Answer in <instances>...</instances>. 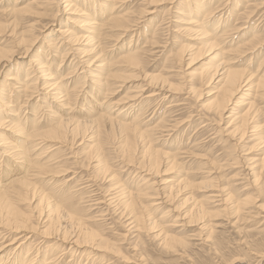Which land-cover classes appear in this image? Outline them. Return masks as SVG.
I'll return each instance as SVG.
<instances>
[{
	"label": "rangeland",
	"instance_id": "1",
	"mask_svg": "<svg viewBox=\"0 0 264 264\" xmlns=\"http://www.w3.org/2000/svg\"><path fill=\"white\" fill-rule=\"evenodd\" d=\"M45 1L46 0H40L38 1V3H30L32 2V0H0V11L5 9H10L14 5L19 8L27 4L31 8L29 13L23 14V16H21L20 19L17 20L16 22H13L12 18H10V16L6 14L0 15V22L2 23V27L0 28V58L5 55L3 57L4 61H1L2 59L0 60V68H1L0 91L3 88V86H5L4 91L7 92V94L4 92L6 95L3 93L0 96V101L4 104L7 101L8 96H10L11 98L10 101L13 103H10L9 106H11L12 108L14 107L15 104L14 102H17V100H18V104H20L21 106L24 104L23 102H26L24 106H22L20 112H17L16 114L18 115L20 114L21 123H24L26 121L28 122V125L29 123L32 124L31 121H33V116L35 114H31V112L37 102L40 105L42 104L43 106V109H40L39 111L36 112L37 113L36 117L42 115V117L39 119L41 121L39 125L45 124L46 122L44 121H47L49 117L63 116V118L74 117L82 120L85 119L87 120V118H85L83 114H85V110L89 109L88 107L90 106H86L83 104L82 102L83 98L79 97L77 98V101H75V98L72 97L73 100L71 98L72 101L71 104L69 105V108L64 110L66 112L58 111V109L55 108L54 106L55 104L54 105L50 104L48 108L50 109V111H48L47 108H44V103L40 101L42 99L40 97H42L43 95V90H38L36 91L37 93L33 92L34 94L31 98L32 100L29 101V99L24 96L25 93H23V91L19 89V86H21V84L18 83L15 84V86L17 85L15 90H12V92L15 91L14 94L16 93V96H14V94L8 95L9 89H11V87L10 86L8 87V85L5 84H8L9 82L13 84V81L8 82L5 78L10 74L12 75L11 77H14L16 70H18L19 79H21V82H23L25 80L24 77L26 78V73H27L26 68L28 67L30 68L28 70L29 75L33 74L35 76V72H32L34 71V68L32 66H31L32 68L30 67V63L28 61L30 56L32 57V58L30 57V61L36 59V53H38L37 51H39V53L41 54L45 52L44 55L48 54L49 55V56L47 55V57H49L48 59L53 57L54 59V63L52 65V73H53L54 70L58 68L61 62L60 56H62L63 54L62 50L64 48L62 49L58 45L56 46L57 49H55L57 51L55 52H53L54 50L48 51L45 44L48 41L47 36L51 34V30L54 31L62 26V29L66 30V28L67 29L69 28V31H71L72 33L73 32L77 34L81 33L80 30L83 29L81 26L82 25L81 21L82 19H85L82 16L91 15L89 17L95 18L93 17L92 12L98 10L100 4L101 5L103 4L104 6L102 7H104V14L107 15L108 18L110 17V15L125 16L124 20L126 22L123 20L122 24L128 25L127 31L124 33L117 32V30L114 29L115 27L110 25H108L109 28L108 27L104 28V30L102 31L104 33L103 38L101 39V44L104 46L103 58H105L106 61H109V63L113 64L112 67L109 69L111 72L110 71L109 72L115 75L118 74L117 76L122 75L119 78V81L118 78H116L115 80L117 82H115L114 84L112 83V85L110 86V87L113 86L112 89L115 91L109 88L110 90H112L110 92L113 93L111 94V96L110 94H108L110 96V97L108 96L109 100H111L112 102H116L118 100L122 101L124 97L128 96L133 92H136L137 84L138 87L140 85H146L147 80L151 77H155V75L158 78L161 77L159 81L167 79L164 87L165 89L167 87V89L169 90L168 94L166 93L167 97L164 98L163 95L162 96L160 95V97L158 96L157 98H155L154 101L150 102L149 104L150 106L146 104H143L141 106V115L136 120L138 121L136 129L138 130L142 128L141 131L154 129L155 138L153 132H150V134L152 135L151 136L150 134H148L149 136L146 135L147 137L145 139L153 140L151 141V143L153 148L155 149L161 150L170 155H172L175 152L176 154L175 153L174 154L176 155V162H175L176 164L172 165L171 167L170 164L168 163L165 164L164 162H162L164 164L160 163L159 165L160 168L158 167L155 170L154 166L146 163L145 160L143 161L141 159V153L142 151H144V149L142 148L144 147L143 144H139L140 142L137 139L133 138L132 133L120 129L117 126V123L116 124L109 122L103 123L104 125L102 124L98 134H96L97 132H95L96 129L94 126L87 127L86 128L87 133L85 135V139L83 135H77L75 139L73 135L69 134L66 140L63 141V143L62 141H56V140H54L55 142H53V140L51 141L45 140L43 142L39 140L40 143H38L37 141L36 142L29 141L28 145L31 146L27 151L26 158H29V161L33 159L32 162L36 160L37 162L35 161L34 163H37L38 166L40 165L42 166L43 164L44 166L46 165L47 166L46 167L43 166L44 168L41 169L40 173H37L31 179V183H33V185L35 186V190H37V192L35 190L34 192L32 191L28 192L27 197L28 199L31 196H32L31 198L34 197L35 198L33 200L24 202L27 204V205L25 204V206L24 203L23 204L21 203L20 204L21 206L18 204V207L20 209L25 211L27 210L31 211V214L33 213L29 226L30 228L29 230H31L30 236L32 238L28 240V242L31 241L32 246L33 245L34 246L33 247L31 246L32 248L30 247V253L27 255V260H28L27 264H42L44 259H47L46 262H50V264H99V263L102 264H264V257H263L264 256V90H263L264 88L263 89L261 88V90L258 89V91H256V88H254L255 86L253 85L249 86V84L247 87L242 88L239 94L233 97V99L231 100L230 104L227 107L228 109L221 115L222 117L221 118L220 116L218 117L216 113L212 112L211 110L212 108L209 109V105H210L209 101H212L215 98L214 91L216 90L214 87H216L217 80L216 81L212 80L210 83H208L204 81V78L199 76L201 75L202 72L204 73L207 70H212L214 66L217 65L216 63H219L221 61L225 63V61L228 60L229 58L232 62V64H230L229 66L234 67V69L236 68L239 71H244L246 69L245 74L250 73L255 77L256 75L257 77H260L264 74V23H263L264 17L261 19L259 18V16L262 14L261 12L264 11V8H262V10L258 12V14H251L253 16H250L248 19L246 18L247 20L245 18L243 19L244 16L240 17L241 13H243V10L246 7L251 6V8L248 7L247 10L248 9H249L248 11L252 10L253 8L252 5L257 4L256 2L259 3V0H252V1L240 0V4H238L236 8L237 13L233 14L232 17H228L227 21L223 25L220 26L219 24L217 31L220 32L217 35L222 34L223 32L221 31H227V32H225L226 34H224L225 36L223 38H219L220 40L216 39L217 45L216 43H214L215 47L213 46V48L209 47V45L204 47L205 43L209 44L210 41L203 42L202 44L201 41L203 40V37L202 36L199 37L200 35L196 33L197 30L199 29L197 28L196 30V28L194 29V25H192L193 26L192 27L191 25L186 24L187 19L190 17L194 18V21L196 22L198 21V23L202 22L201 21L202 18H200V20L198 18H195L194 10H193L194 6L196 5L195 3H197L199 0H187V1L164 0V2L160 0L159 3H156V5L154 4L155 6L152 7L154 8L152 11L153 14H150L148 16L141 15V9L147 7V5H145L147 3V0H123V1L108 0V2H106L105 0H67L68 2L66 1V3L65 0H50V2H48L49 4L48 3L46 5L41 4V2L44 3ZM109 1L116 2V3H112L113 4L112 10H110L111 3ZM235 1L236 0H215V1L211 0L210 7L208 8L207 11H211L214 9L220 11L221 9H223L220 11V13H224L223 17L225 18L227 17L226 9L233 8V6L235 5ZM65 4L66 5L69 4L68 5L69 7L65 9L66 11L61 9L63 5L65 6ZM218 5L219 7H217ZM70 6L73 8L71 9ZM69 8L71 9L70 11H68ZM188 8H191L190 14L187 12ZM76 11L77 13H75ZM49 12L51 13L49 14ZM186 13L187 16L184 15ZM79 15H81V17H79ZM215 15L219 16V14H215ZM5 18L8 20H6ZM138 18L140 20H138ZM243 20H245L246 22ZM70 21L71 22L78 21L80 22V24H78V22L77 24L76 22H73L75 23L73 24ZM158 21L160 22V24L161 22L164 23L160 25ZM130 22L133 24H131ZM207 24L208 25L206 26L205 29L207 30V32H209V34L212 33L213 29L215 31V28L218 25L217 23H209V22H207ZM209 24H211L210 27ZM156 25H160V29L158 28L157 32H155L156 36L155 35L153 36L154 32L152 33L151 31L155 30ZM240 25L242 26V28L243 27L244 28L243 30L237 31L235 27L238 28ZM188 27L192 28L191 30H193V32L188 30L187 29ZM178 28L180 29V31L177 30ZM109 29L111 31H109ZM255 29L257 30L255 31ZM183 30L186 32H184ZM194 32L198 35V37ZM117 33H121L122 35L119 38H117V36H115ZM15 36L17 39L15 38ZM153 37H155L154 40L156 44L151 45V41L149 40H153ZM178 42L180 44L182 43L189 44V46H192L193 50L200 49L199 55L197 56L195 55L194 52L197 51L194 52L192 51L190 53L191 54L193 53L192 55L196 56L193 57L188 52V54L184 57V59H182V63L184 65L182 63L180 65H177L173 60L171 61V58L179 50ZM54 43L56 44V42ZM199 43H201L202 45ZM29 45H32V47L30 48L29 53L25 56L24 50H26V48H28L27 46ZM105 46H108L109 48L108 47L105 48ZM74 48L75 50L76 48L79 50L82 48V44L73 45V49ZM126 48L137 49L140 52L143 51L142 52L143 62L141 66L138 68L139 71H137L138 69L135 70V68L131 69V67L125 65L124 63L117 62V58L120 57L118 56L120 55L119 53L121 51H124ZM241 48L242 50L240 52ZM149 51L152 52L153 55ZM49 52H51V54ZM239 52L241 53L240 55ZM146 55L147 57L145 58ZM148 55H150L151 57ZM79 57H77V59L81 61L84 60V58H81L82 56ZM71 59L72 57L68 58V60ZM145 61L146 63H144ZM66 64H68V62H65L64 60L57 74H60L62 76L61 78L64 79V81H68V82H71V80L74 81L78 73L75 75L73 74L71 76L69 74V76L67 75L66 77L65 75L67 74V72H69V70H67L68 66ZM124 65L127 66V68ZM174 65H176V67ZM53 67L55 68L54 70ZM128 67L130 68L131 71L129 70ZM169 69L172 70L169 71ZM246 71L248 72L246 73ZM163 72H165L166 76H164L165 74ZM134 74H138L137 80L134 78L131 79ZM33 75H30L29 77ZM130 79L132 80V82H130ZM121 80L122 82L125 81V83L123 84L122 82H120ZM85 82L87 86L90 85L89 78H87ZM253 82L254 84L256 83L255 81ZM74 86L75 84L72 83L71 88ZM144 89L146 90H144V92L141 93L142 96H140L141 97L140 100L142 102L144 101L142 100L143 97H145L148 91L153 90V87L145 86ZM246 89L249 91H245ZM28 93L30 94V92H27L26 94L28 95ZM256 95H260V96H256ZM87 100H89V98H87ZM93 100L98 101L101 99L100 97L94 96ZM235 101H237L238 103L237 102L235 103ZM249 104L251 105L249 106ZM169 105L170 108H167V106ZM122 106L123 104L117 106L116 109L120 110ZM251 106L252 109L250 108V113L249 116L247 117V123L245 124V126H241V123L239 121L240 115L241 113L243 114ZM256 107H258V110ZM152 108L155 110L154 114H152V110H153ZM116 109L111 110L112 111L110 112V114L112 115L111 117L113 119H116L117 121L122 122L123 120V122L126 123H129V121L133 120L132 117L134 118L135 115L137 114L136 112L139 111V110H134L131 113L128 111L129 113H127V115L125 112L123 114H120L121 116H116L118 112L116 111ZM253 109L256 111H254ZM169 110L171 112H169ZM0 111H1L0 114L5 113L6 109L3 106H1ZM21 111H23L22 114ZM53 113L55 114V116L51 115ZM93 115L95 116V114ZM251 115L253 116L251 117ZM224 116H226L227 118L225 117L224 119ZM90 118L92 117H88V120ZM232 118L234 119L232 120ZM7 119L10 120V118H5L6 121L4 122H6L5 124L6 126L3 124L0 128V137L1 138L3 137L2 139H5V137H7V139L9 140L8 141L5 139V143L3 142L0 143V148L2 150L3 149L7 150V148L5 147H7L6 144L8 142H11L10 145H12L13 147L17 145L19 146L24 145L23 142L24 136L21 134V132H17L16 129H15L16 132L13 131L14 129L13 130L10 129V131H8L9 127L7 128L8 125L7 123H9V121ZM145 126L147 127V129ZM242 128L244 129V131L242 130ZM227 129L229 130L228 135H227ZM26 131H28L27 127L22 130V133H25ZM123 134L125 136H123ZM79 139L80 140L84 139V140L81 141L82 143H80ZM98 139L102 141H99ZM154 139L158 140L156 141L157 143L154 141ZM96 140L99 143L95 142ZM133 140L135 142H133ZM92 141L95 144H93ZM120 143L122 144L120 145ZM28 145L26 146L25 144L24 146L29 147ZM33 145H35L36 147L34 146L33 148L32 147ZM139 146L141 148H139ZM155 146L158 148H156ZM103 147L105 148V150ZM122 147L123 149H121ZM48 149H50V151H48ZM53 150L55 152H53ZM99 150H101V152ZM11 151L9 152L11 153L10 155L12 156V154L17 152L18 149ZM11 156L9 155L6 157L2 156L1 158L0 155V162H1L0 186L3 183H5V179L9 175V172L14 173V168H16L14 163H12V166L6 165L8 161L11 162L10 160L12 159ZM52 156H54V158ZM55 157H57L58 159ZM149 157L148 159H151V157L150 158ZM102 158L103 160L100 161V159ZM95 161L98 162L96 163ZM99 161L101 162V164L99 163ZM177 163H179V165ZM60 167L63 168L61 169ZM168 168H170L171 171ZM104 170L108 173H106ZM148 171L151 174H149ZM58 174L60 175L58 176ZM113 174L116 175V177H114L115 179L113 178L114 176ZM154 174L156 176H154ZM109 178L111 179V183L109 182L110 181ZM189 179L192 181L193 185L192 183H190L191 181ZM14 180L12 179V181ZM67 180L69 181L67 182ZM179 181L182 184V187H180L181 185ZM187 181L190 182L184 183ZM117 182L118 183L120 182L122 184L119 183L120 184L119 186ZM177 182L179 183L180 188L179 187L176 188V186L178 185ZM197 182L200 184H198ZM174 184L175 187L173 186ZM55 185H59L58 187L64 189L68 188L67 189L68 191L64 193L65 195L68 194V196L67 198H65L66 199L65 202L62 204L60 208V210L62 209L61 210L62 212L60 211V214H62L63 217L60 215L61 218L59 221L52 220V218L46 220L45 218H43V216L46 215L47 213V209L45 208V205L42 204L43 208L37 207L38 205L37 203H39V200L37 201V199H40L39 197L40 195H42V192L44 194L48 193L49 197L52 194V196L50 197V201L55 199L53 197L54 194L53 188L55 187ZM37 187L41 192L38 191ZM167 187L169 188L168 190ZM173 187L174 189H172ZM118 188L120 191L118 190ZM142 188L143 191H140L142 190ZM177 189H179L180 191ZM123 190L124 191L126 190L125 192H134L135 195L133 194L134 196H131L129 198L126 196V194H124ZM155 190L158 192H156ZM70 191H72V193ZM117 191L121 194L117 193ZM176 191L178 194L176 193ZM156 193H157V198L155 196ZM167 193L169 194L167 195ZM121 195L123 198L121 197ZM163 196L167 198H164ZM162 197L166 201H164ZM133 198H135L136 200ZM73 200L74 201L76 200L77 202H74ZM116 201L118 202L119 205L117 204ZM127 201L130 203H128ZM139 201L141 202L143 207H141ZM196 201H198V203ZM157 202L159 205L157 204ZM123 205H127V206H123ZM137 206L139 209L136 208ZM194 206L197 207V210ZM64 209L65 212H63ZM198 209H202L203 212L199 214ZM191 210L195 214H193ZM66 212L67 213L69 212L68 214L73 213L71 214L73 216L72 219L73 223H71V220L70 221L68 220L69 218L67 217V214H63ZM121 213H123L122 216ZM127 214H129L130 216ZM140 214L143 216L141 217ZM84 222L86 223V225ZM59 223L60 226H58ZM139 223L142 225L140 226ZM36 227L39 229H36ZM43 229L48 230L47 232L50 234L48 235L44 234L45 231ZM70 230L73 233H71ZM93 230L94 233H96V235L98 234L97 238H95V240L93 241L94 245L100 244L99 246H102L101 244H103V246L106 247L97 248V250L94 249L93 251V247H91L93 245L90 244L83 243L82 247L81 244L79 243L76 245L71 244L74 240V239L72 240V238L81 237V235L84 236L83 233L85 231L93 232ZM33 231L36 233H34ZM38 231L40 232L38 233ZM65 234H67V236H65ZM71 234L72 236H70ZM47 237H49V239ZM63 237L64 238L66 237L67 239L65 240L63 239ZM57 238L58 240H55ZM8 239H6V241ZM6 241L4 240V244L8 243V242L5 243ZM40 242L42 245L39 244ZM61 242H63V244ZM27 247H29V245H27ZM27 247L23 251L25 253L24 256H26L27 254L26 253ZM117 249L118 252H116ZM108 250L113 254L109 253ZM7 251L8 250L6 249L5 251L0 253V260L3 259L4 261L7 255ZM32 257L33 260L29 263ZM102 259L104 261H102ZM6 264H21V263L18 260L14 262L13 258L10 257Z\"/></svg>",
	"mask_w": 264,
	"mask_h": 264
},
{
	"label": "bare ground",
	"instance_id": "2",
	"mask_svg": "<svg viewBox=\"0 0 264 264\" xmlns=\"http://www.w3.org/2000/svg\"><path fill=\"white\" fill-rule=\"evenodd\" d=\"M38 1H40V0H32V2H30V3H38ZM66 1L67 0H65V3H66ZM106 2H108V0H105ZM114 1V0H113ZM123 1V0H122ZM159 1L160 0H147V3L145 4V5H147V7H145V8H143V9H141V15H145V16H148V15H150V14H153V9L154 8H152L153 6H155L156 5V3H159ZM163 2H164V0H162ZM187 1V0H186ZM215 1V0H214ZM252 1V0H251ZM48 2H50V0H46L44 3H42L41 2V4H44V5H46ZM52 2V1H51ZM68 2V1H67ZM70 2V1H69ZM111 4H110V10H112V6H113V4L112 3H116V2H112V1H109ZM58 3H60V2H58ZM166 3V2H165ZM168 3V2H167ZM186 3V2H185ZM210 3H211V0H207V1H205V0H199L197 3H195L196 5L194 6V8H193V10H194V15H195V18H198L199 20H200V18H202V22H199L198 23V21L196 22V21H194V18H188L187 19V23L186 24H189V25H194V29L196 28V30H197V28L199 29V30H197V34H199L200 36L199 37H203V40L202 39H200V40H202L201 41V43L203 44V42H209V44H207V43H205V45H204V47L205 46H207V45H209V47H212L213 48V46H214V43H216L217 41H216V39H219V38H223L225 35L224 34H226L225 32H227V31H221V32H223L222 34H220V35H217L220 31H217L218 29V27H219V24H220V26L221 25H223L226 21H227V18L228 17H232L233 16V14H235V13H237L236 12V8H237V5L238 4H240V0H236L235 1V5L233 6V8H229V9H226V12H227V17H223L224 16V13H220V11L221 10H223V9H221L220 11H218L217 9H214V10H211V11H207L208 10V8L210 7ZM257 4H254V5H252L253 6V8H252V10H250V11H248L247 10V8L248 7H250L251 8V6H248V7H246L244 10H243V13H241V16L240 17H242V16H244L243 17V19L245 18H249L250 16H253V15H251V14H258V12L259 11H261L262 10V8H264V0H259V3L258 2H256ZM49 4V3H48ZM142 4V3H141ZM155 4V5H154ZM162 4V3H161ZM164 4V3H163ZM218 4V3H217ZM227 4V3H226ZM38 5V4H37ZM69 5V4H68ZM68 5H66L65 4V6L63 5H61L62 6V10H65L67 7H69ZM75 5V4H74ZM159 5V4H158ZM221 5V4H220ZM250 5V4H249ZM48 6H50V5H48ZM58 6H59V4H58ZM102 6H104L103 4L101 5L100 4V7L98 8V10H96V11H93L92 13H93V17H95V18H92V17H89V16H91V15H85L84 13V15L85 16H82V17H84L85 19H82V21H81V26H82V28L83 29H81L80 30V32L81 33H72L71 31H69V28L67 29L66 28V30H64V29H62V26L60 27V28H58V29H56V30H51V34H49V36H47L48 37V41H47V43L45 44L46 45V47H47V49H48V51L49 50H51V51H53V52H55V51H57V50H55V49H57V47L56 46H58L59 45V47H61L63 50V54H62V56H60V58H61V62H60V64H59V66H58V68L57 69H55L54 67H53V70H54V72L52 73V65H53V63H54V59H53V57L52 58H50V59H48L49 57H47V55H44V53L45 52H43L42 54L44 55H42L41 53H39V51H37L38 53H36V59L35 60H31L30 61V57H29V63H30V67L32 66L33 68H34V71H32V72H35V76L33 75V74H30V75H33V76H31V77H29L30 75H29V73H28V70L30 69L29 67L28 68H26L27 69V73H26V78L24 77V81L23 82H21V79H19V74H18V70H16V73H15V76L14 77H11L12 75L10 74V75H8L5 79L9 82V81H13V84H11L10 82V84L8 83V84H5V85H8V87L10 86L11 87V89H9V94L8 95H13L14 94V92L15 91H13L12 92V90H15V88H16V86H15V84H18V83H20L21 84V86H19V89L21 90V91H23V93H25V97H27L28 99H29V101L30 100H32L31 98H32V96H33V92H36V91H38V90H43V95H42V97H40V98H42L40 101L41 102H43L44 103V108H47V110L48 111H50V109H48L49 108V105L51 104V105H54L55 106V108H57L58 109V111H61V112H66V111H64V110H66V109H68L69 108V105L71 104V101L73 100V98L72 97H74L75 98V101H77V98H79V97H81V98H83V100H82V102H83V104L84 105H86V106H90V107H88L89 109H87V110H85V114H83L84 115V117L85 118H87V120L85 119V120H82V119H79V118H74V117H67V118H63V116H59V117H49L48 118V120L47 121H44V122H46L45 124H43V125H39L40 124V118L42 117V115H40L39 117H36L37 116V111H39L40 109H43V106H42V104L40 105L38 102L36 103V105H35V107L33 108V110H32V112H31V114H35L34 116H33V121H31L32 122V124L31 123H29V125H28V122H24V123H21V118H20V114L18 115V114H16L17 112H20V110H21V108H22V106H24V104L26 103V102H23L24 104L21 106L20 104H18V100H17V102H14L15 104H14V107L12 108L11 106H9L10 105V103H13V102H11L10 101V96H8V98H7V101L3 104L1 101H0V105L1 106H3L5 109H6V112L5 113H1L0 115H2V116H0V128H1V126L4 124H6V122H4V121H6L5 120V118H10V120H8L9 121V123H7L8 125H7V128L9 127V130L8 131H10V129H14L13 131L14 132H21V134L24 136V138H23V142H24V145L26 144V146L28 145V142L29 141H32V142H38V143H40L39 142V140L41 141V142H43V141H48V140H53V142H55L54 140H56V141H62V143H63V141H65L66 140V138L68 137V135L69 134H71V135H73V137H75V139H76V136L77 135H83V137H84V139H85V135H86V133H87V127H91V126H94L95 127V132H97L96 134H98L99 133V131H100V127L102 126V124L103 123H105V122H109V123H113V124H116L117 123V126L120 128V129H123V130H125V131H127V132H129V133H132V135H133V138H135V139H137L140 143L139 144H143V146L144 147H142L143 149H144V151H142V153H141V159L144 161L145 160V162L146 163H148V164H150V165H152V166H154L155 167V170H156V168H158L159 167V165H160V163H162V162H164L165 164L166 163H168V164H170V166L172 167V165H174V164H176L175 162H176V153L174 154H172V155H170V154H168V153H166V152H163V151H161V150H158V149H155V148H153V146H152V143H151V141H153V140H149V139H145L147 136H149L148 134H150V132H153V135H154V129H150V130H143V131H141V129H136V127H137V122L138 121H136L137 120V118L141 115V106L143 105V104H146V105H149L150 104V102L151 101H154L155 100V98H157L158 96L160 97V95L162 96H164V98H166L167 97V94H168V92H169V90L167 89V87H166V89L164 88L165 87V84H166V80H161V81H159V79L161 78H158V77H156V75H155V77H151V78H149L148 80H147V83H146V85H140L139 87H138V84H137V90H136V92H133V93H131V94H129L128 96H126V97H124V99L122 100V98H121V100L122 101H116V102H112L111 100H109V97L111 96V94H113V93H111L110 91H112L113 89H112V87H110L111 85H112V83L114 84L115 82H117L115 79L116 78H118V81H119V78L122 76V75H120V76H117V75H115V74H111L110 72V68L112 67V63H109V61H106V59L105 58H103V48H104V46L101 44V39L103 38V35H104V33L102 32L103 30H104V28H109V26L108 25H110V26H113V27H115L114 29L115 30H117V32H121V33H124V32H126L127 31V28H128V25H123L122 24V22H123V20L125 19V16H111L110 15V17L108 18V16L107 15H105L104 14V7H102ZM144 6V5H143ZM142 6V7H143ZM242 6V5H241ZM44 7V6H43ZM97 7V6H96ZM115 7V6H114ZM217 7H219V5L217 6ZM229 7V6H228ZM38 8V7H37ZM49 8H51V7H49ZM70 8L72 9L73 7H71L70 6ZM69 8V10L68 11H70L71 9ZM78 8V7H77ZM30 7H29V5H24V6H22V7H17V6H12L10 9H5V10H1L0 11V15H8V16H10V18H12V20H13V22H16L17 20H19L20 19V17L21 16H23V14H26V13H29L30 12ZM43 9V8H42ZM57 9V8H56ZM59 9V8H58ZM76 9V8H75ZM100 9H102V10H100ZM114 9V8H113ZM243 9V8H242ZM50 10V9H49ZM61 10V11H62ZM88 10V9H87ZM187 10V9H186ZM217 10V11H216ZM32 11V10H31ZM53 11V10H52ZM59 11V10H58ZM66 11V10H65ZM77 11H79V10H77ZM77 11L75 12V13H77ZM207 11V12H206ZM55 12H56V10H55ZM64 12V11H63ZM187 12L190 14L191 13V8H188V10H187ZM255 12V13H254ZM48 13V12H47ZM51 12H49V14H50ZM62 13V12H61ZM66 13V12H65ZM69 13V12H68ZM73 13H74V11H73ZM262 13V14H261ZM260 14V16H259V18L261 19V18H263L264 17V11L263 12H261ZM30 14H32V13H30ZM81 14V13H80ZM133 14V13H132ZM178 14H180V13H178ZM215 14H219V16H216ZM42 15V14H41ZM126 15V14H125ZM139 15V14H138ZM184 15H186L187 16V13L186 14H184ZM222 15V16H221ZM240 15V14H239ZM39 16V15H38ZM62 16V15H61ZM76 16H78V15H76ZM127 16V15H126ZM183 16V15H182ZM216 16V17H215ZM66 17V16H65ZM79 17H81V15H79ZM133 17V16H132ZM9 18V17H8ZM9 18V19H10ZM54 18V17H53ZM128 18H129V16H128ZM6 19V18H5ZM75 19V18H74ZM107 19V20H106ZM142 19V18H141ZM180 19V18H179ZM241 19V18H240ZM246 19V20H247ZM255 19V18H254ZM253 19V20H254ZM6 20H8V19H6ZM26 20V19H25ZM68 20V19H67ZM78 20V19H77ZM138 20H140L139 18H138ZM159 20V19H158ZM164 20V19H163ZM181 20V19H180ZM183 20V19H182ZM31 21V20H30ZM125 21V20H124ZM166 21V20H165ZM211 21V22H210ZM243 21H245V20H243ZM242 21V22H243ZM261 21V20H260ZM6 22V21H5ZM26 22V21H25ZM29 22V21H28ZM27 22V23H28ZM32 22V21H31ZM69 22V21H68ZM71 22V21H70ZM73 22H76V21H73ZM73 22H71V23H73ZM78 22V21H77ZM77 22H76V24H77ZM126 22V21H125ZM136 22V21H135ZM140 22V21H139ZM159 22V21H158ZM207 22H209V23H217L218 25H217V27L215 28V31H214V29H213V31H212V33L211 34H209V32H207V30L205 29L206 28V26L208 25L207 24ZM241 22V23H242ZM246 22V21H245ZM262 22V21H261ZM11 23V22H10ZM62 23H63V21H62ZM131 23V22H130ZM162 23H164V22H161V24ZM185 23V22H184ZM198 23V24H197ZM237 23V22H236ZM244 23V22H243ZM264 23V22H263ZM5 24V23H4ZM9 24V23H8ZM73 24H75V23H73ZM78 24H80V22H78ZM128 24V23H127ZM131 24H133V23H131ZM130 24V25H131ZM136 24V23H135ZM139 24V23H138ZM159 24H160V22H159ZM160 24V25H161ZM239 24V23H238ZM22 25V24H21ZM27 25V24H26ZM46 25V24H45ZM51 25V24H50ZM63 25V24H62ZM160 25H156V27H155V30L154 31H151L152 33H153V36L155 35V32H157V29L159 28L160 29ZM165 25V24H164ZM210 25L211 24H209V27H210ZM260 25V24H259ZM30 26V25H29ZM48 26H49V24H48ZM47 26V27H48ZM65 26V25H64ZM135 26H138V25H135ZM183 26V25H182ZM186 26V25H185ZM2 27V23L0 22V28ZM14 27V26H13ZM31 27V26H30ZM181 27V26H180ZM193 27V26H192ZM258 27V26H257ZM17 28V27H16ZM64 28V27H63ZM75 28V27H74ZM135 28V27H134ZM139 28V27H138ZM162 28V27H161ZM164 28V27H163ZM176 28V27H175ZM186 28V27H185ZM236 29H237V31H240V30H243V28H242V26L240 25L238 28L237 27H235ZM234 28V29H235ZM132 29V28H131ZM131 29H130V31H131ZM182 29H184V28H182ZM188 30H190V31H192L193 32V30H191L192 28H187ZM233 29V30H234ZM3 30V29H2ZM15 30V29H14ZM29 30V29H28ZM114 30V31H115ZM177 30H179L180 31V29L178 28ZM257 29H255V31H256ZM8 31V30H7ZM109 31H111L110 29H109ZM113 31V30H112ZM133 31V30H132ZM144 31V30H143ZM162 31V30H161ZM182 31V30H181ZM184 31V30H183ZM253 31V30H252ZM254 31V32H255ZM159 32V31H158ZM176 32V31H175ZM184 32H186V31H184ZM187 32H189V31H187ZM235 32V31H234ZM121 33H117L115 36H117V38H119L122 34ZM195 33V32H194ZM195 33V34H196ZM44 34V33H43ZM143 34V33H142ZM141 34V35H142ZM196 34V35H197ZM40 35V34H39ZM149 35H150V33H149ZM193 35V34H192ZM22 36V35H21ZM20 36V37H21ZM35 36V35H34ZM44 36V35H43ZM156 36V35H155ZM11 37V36H10ZM17 37H19V36H17ZM38 37V36H37ZM111 37V36H110ZM113 37V36H112ZM197 37H198V35H197ZM255 37V36H254ZM15 38H16V36H15ZM107 38H109V37H107ZM228 38V37H227ZM17 39V38H16ZM15 39V40H16ZM28 39V38H27ZM105 39V38H104ZM147 39H148V37H147ZM146 39V40H147ZM155 37H153V40H149V41H151V45L153 44H156V42H155ZM175 39V38H174ZM215 39V40H214ZM14 40V41H15ZM40 40V39H39ZM45 40H47V39H45ZM220 40V39H219ZM222 40V39H221ZM20 41V40H19ZM28 41V40H27ZM30 41V40H29ZM34 41V40H33ZM181 41V40H180ZM45 42V41H44ZM54 42H56V44L54 43ZM220 42V41H219ZM252 42V41H251ZM10 43V42H9ZM17 43V42H16ZM38 43V42H37ZM108 43V42H107ZM113 43V42H112ZM179 43V42H178ZM197 43V42H196ZM201 43H199V44H201ZM25 44V43H24ZM33 44V43H32ZM55 44V45H54ZM76 44H82V48L81 49H77L76 48V50H75V48L73 49V45H76ZM198 44V45H199ZM201 44V45H202ZM68 47H67V46ZM111 45V44H110ZM109 45V46H110ZM113 45V44H112ZM118 45V44H117ZM192 45V44H191ZM200 45V46H201ZM216 45H217V43H216ZM15 46V45H14ZM80 46V45H79ZM158 46V45H157ZM194 46V45H193ZM242 46V45H241ZM16 47V46H15ZM28 48H26V50H24V52H25V56L29 53V50H30V48L32 47V45H29V46H27ZM38 47V46H37ZM106 47H108V46H105V48ZM111 47V46H110ZM121 47V46H120ZM130 47V46H129ZM148 47H150V46H148ZM151 47H153V46H151ZM196 47V46H195ZM215 47V46H214ZM109 48V47H108ZM123 48V47H122ZM145 48V47H144ZM147 48V47H146ZM153 48H155V47H153ZM158 48V47H157ZM197 48H198V46H197ZM202 48V47H201ZM238 48V47H237ZM236 48V49H237ZM111 49V48H110ZM148 49H150V48H148ZM152 49V48H151ZM195 49V48H194ZM205 49V48H204ZM209 49V48H208ZM2 50V49H1ZM42 50V49H41ZM106 50V49H105ZM108 50V49H107ZM112 50V49H111ZM120 50H122V49H120ZM241 50H242V48L240 49V52H241ZM252 50V49H251ZM4 51V50H3ZM23 51V50H22ZM115 51V50H114ZM194 52V51H197V52H194L195 53V55L197 56V55H199V53H200V49H196V50H193V48H192V46H189V44H180L179 43V50H178V52L174 55V56H172V58H171V61L173 60L177 65H180L181 63H182V59H184V57L188 54V52H189V54L190 55H192L190 52ZM2 52V51H1ZM10 52V51H9ZM71 52V53H70ZM73 52H75V53H73ZM119 52V51H118ZM143 51H138L137 49H125L124 51H121L119 54L120 55H118V56H120V57H118L117 58V62L118 63H124L125 65H127V66H129V67H131V69L132 68H135V70H137L140 66H141V64H142V62H143V60H142V58H143V56H142V53ZM150 52V51H149ZM153 52H154V50H153ZM239 52V55L241 54ZM244 52V51H243ZM12 53V52H11ZM50 54H51V52H49ZM70 53V54H69ZM151 54H152V52H150ZM149 53V54H150ZM221 53V52H220ZM55 54V53H54ZM53 54V55H54ZM172 54H173V52H172ZM2 55V54H1ZM7 55V54H6ZM17 55V54H16ZM34 55V54H33ZM53 55H51V56H53ZM153 55V54H152ZM157 55V54H156ZM189 55V56H190ZM194 55V56H195ZM221 55V54H220ZM5 56V55H4ZM4 56H2L1 58H0V60L1 61H4L3 60V57ZM19 56V55H18ZM49 56V55H48ZM79 56H82L81 58H84V60H79L80 59V57ZM148 56H150V55H148ZM160 56V55H159ZM188 56V57H189ZM193 56V55H192ZM191 56V57H192ZM193 56V57H194ZM195 56V57H196ZM11 57V56H10ZM21 57V56H20ZM47 57V58H46ZM55 57V56H54ZM70 57H72V59L71 60H68V58H70ZM77 57H79V59H77ZM87 57V58H86ZM111 57H113V56H111ZM147 57V55L145 56V58ZM151 57V56H150ZM187 57V58H188ZM16 58H17V56H16ZM26 58V57H25ZM32 58V57H31ZM58 58V57H57ZM86 58V59H85ZM6 59V58H5ZM8 59V58H7ZM67 59V60H66ZM191 59V58H190ZM28 60V59H27ZM51 60V61H50ZM65 60V62H68V64H66L67 66H68V68H67V70H69V72H67V74L65 75L66 77H67V75L69 76V74H70V76L71 75H75V74H77L78 73V75H77V77L75 78V80L74 81H72L71 80V82L72 83H74L75 84V86L74 87H72L71 88V82H68V81H64V79H62L61 77V75L60 74H57V72H59V70H60V67H61V65H62V62ZM151 60V59H150ZM189 60V59H188ZM195 60V59H194ZM222 60V59H221ZM184 61H186V60H184ZM193 61V60H192ZM225 61V60H224ZM7 62V61H6ZM10 62V61H9ZM190 62V61H189ZM219 62V61H218ZM12 63V62H11ZM10 63V64H11ZM144 63H146V61L144 62ZM143 63V64H144ZM192 63V62H191ZM190 63V64H191ZM183 64V63H182ZM189 64V65H190ZM217 65H213L214 66V68L212 69V70H207L206 72H202L201 73V75H199V74H197V75H199L200 77H202V78H204V81H206V82H208V83H210L212 80L213 81H216L217 80V82H216V87H214L215 88V90L216 91H214L215 92V98L212 100V101H209L210 102V105H209V109H211L212 110V112L213 113H216V115H218V117L220 116L221 117V115L228 109L227 107H228V105L230 104V102H231V100L233 99V97H235V95H237V94H239V92H240V90L242 89V88H244V87H247L248 86V84H249V86H255L254 88H256V91H258V89H260L261 90V88L263 89L264 88V74L262 75V76H260V77H257V75H256V77L254 76V75H251L250 73L249 74H245V70L244 71H239V70H237L236 68L234 69V67H232V66H229L230 64H232V62H231V60H230V58L228 59V60H226L225 61V63L223 62V61H221V62H219V63H216ZM261 64V63H260ZM259 64V65H260ZM124 65V66H125ZM184 65V64H183ZM17 66H19V65H17ZM21 66V65H20ZM65 66V65H64ZM127 66H125L126 68H127ZM175 67H176V65H174ZM188 66V65H187ZM262 66V65H261ZM2 67V66H1ZM31 67V68H32ZM79 67V68H78ZM128 67V68H129ZM189 67V66H188ZM86 68V69H85ZM210 68V67H209ZM1 69V68H0ZM85 69V70H84ZM12 70V69H11ZM20 70V69H19ZM80 71V73H79V71ZM129 70H130V68H129ZM134 70V69H133ZM170 70H172V69H169V71ZM260 70V69H259ZM110 71V72H109ZM131 71V70H130ZM137 71H139V69L137 70ZM136 71V72H137ZM203 71V70H202ZM205 71V70H204ZM258 71V70H257ZM30 72V71H29ZM134 72V71H133ZM165 72H166V70H165ZM165 72H163L164 74H165ZM248 71H246V73H247ZM31 73V72H30ZM122 73H123V71H122ZM146 73V72H145ZM162 73V74H163ZM54 74V75H53ZM121 74V73H120ZM139 74V73H138ZM138 74H134L133 76H132V78L131 79H136L137 80V78H138ZM196 75V74H195ZM65 76H63V77H65ZM125 76V75H124ZM151 76V75H150ZM154 76V75H153ZM163 76V75H162ZM164 76H166V74L164 75ZM254 76V77H253ZM145 77V76H144ZM71 78V77H70ZM87 78H89L90 79V85L89 86H87L86 85V79ZM124 78V77H123ZM122 79V78H121ZM125 79H127V78H125ZM130 79V82H132V80ZM141 79V78H140ZM115 80V81H114ZM14 81H15V83H14ZM111 81H114V82H111ZM253 81H255L256 83L254 84V82ZM120 82H122V80L120 81ZM129 82V81H128ZM169 82V81H168ZM123 84L125 83V81L124 82H122ZM171 83V82H170ZM214 83V82H213ZM127 84V83H126ZM129 84V83H128ZM173 84V83H172ZM87 87H86V86ZM120 85V84H119ZM131 85V84H130ZM206 85H209V84H206ZM15 86V87H14ZM118 86V85H117ZM117 86H116V88H117ZM134 86V85H133ZM145 86H147V87H149V86H152L153 87V90H151V91H148V93L145 95V97H143V99L142 100H144L143 102L140 100V96H142V92H144V90H146V89H144L145 88ZM168 86V85H167ZM173 86V85H172ZM177 86H179V85H177ZM181 86V85H180ZM115 87V86H114ZM125 87V86H124ZM129 87V86H128ZM175 87H176V85H175ZM18 88V87H17ZM85 88H86V90H85ZM112 89V90H110V89ZM123 88V87H122ZM151 88V87H150ZM172 88V87H171ZM251 88V87H250ZM249 88V89H250ZM4 89H5V86H3V88L1 89V91H0V96L5 92L4 91ZM175 89V88H174ZM173 89V90H174ZM252 89V88H251ZM134 90V89H133ZM132 90V91H133ZM172 90V91H173ZM195 90V89H194ZM264 90V89H263ZM262 90V91H263ZM113 91H115V90H113ZM176 91V90H175ZM245 91H249V90H245ZM27 92H30V94L28 93V95L26 94ZM177 92V91H176ZM6 94H7V92H5ZM4 93V94H5ZM37 93V92H36ZM167 93V94H166ZM250 93V92H249ZM252 93V92H251ZM5 94V95H6ZM18 94H19V92H18ZM17 94V95H18ZM44 94H45V96H44ZM108 94H110V96L108 95ZM214 94V93H213ZM245 94V93H244ZM243 94V95H244ZM248 94V93H247ZM255 94V93H254ZM21 95H23V94H21ZM20 95V96H21ZM127 95V94H126ZM14 96H16V93L14 94ZM94 96H97V97H100V99L102 100H98V101H95V100H93V97ZM109 96V97H108ZM240 96V95H239ZM247 96V95H246ZM248 96H250V95H248ZM256 96H260V95H256ZM23 97V96H22ZM213 97V96H212ZM253 97V96H252ZM6 98V97H5ZM15 98V97H14ZM26 98V99H27ZM71 98H72V100H71ZM87 98H89V100H87ZM239 98V97H238ZM243 98V97H242ZM241 98V99H242ZM263 98V97H262ZM19 100H20V98H19ZM140 100V101H139ZM157 100V99H156ZM172 100V99H171ZM236 100H237V98H236ZM254 100V99H253ZM4 101V100H3ZM15 101H16V99H15ZM138 101V102H137ZM174 101V100H173ZM234 102V101H233ZM237 101H235V103H236ZM243 102V101H242ZM252 102V101H251ZM73 103H76V102H73ZM156 103V102H155ZM238 103V102H237ZM253 103H254V101H253ZM252 103V104H253ZM121 104H123V106H122V108L120 109V110H118V109H116V107L117 106H120ZM240 104V103H239ZM152 105V104H151ZM157 105H158V103H157ZM251 104H249V106H250ZM0 106V107H1ZM126 106V107H125ZM150 106V105H149ZM149 106H148V108H149ZM154 106V105H153ZM232 106V105H231ZM233 106H234V104H233ZM232 106V107H233ZM146 107V106H145ZM203 107V106H202ZM207 107V106H206ZM231 107V108H232ZM126 108V109H125ZM137 108V109H136ZM147 108V109H148ZM167 108H170V105L169 106H167ZM166 108V109H167ZM208 108V107H207ZM238 108V107H237ZM250 108L252 109V106L251 107H249L243 114L241 113V115H240V123H241V126H245V124L247 123V117L249 116V113H250ZM257 108V110H258V107H256ZM15 109V110H14ZM112 109H116V111H118L117 112V115L116 116H121L120 114H123V113H125L126 112V115H127V113H131L132 111H134V110H139V111H137L136 113V115H135V117L133 118L132 117V119L133 120H131V121H129V123H126V122H123V120H122V122L121 121H117L116 119H113L111 116V114H110V112H112L111 110ZM146 109V110H147ZM153 109V108H152ZM203 109V108H202ZM255 109V108H254ZM253 109V110H254ZM25 110V109H24ZM232 110V109H231ZM230 110V111H231ZM129 111V112H128ZM145 111V110H144ZM254 111H256V110H254ZM1 112V111H0ZM22 112L23 111H21V114H22ZM72 112H73V110H72ZM154 112H155V110L153 109L152 110V114H154ZM158 112V111H157ZM169 112H171L170 110H169ZM68 113V112H67ZM66 113V114H67ZM143 113V112H142ZM163 113H164V111H163ZM175 113V112H174ZM233 113H234V111H233ZM252 113H254V112H252ZM4 114V115H3ZM14 114V115H13ZM93 114H95V116L93 115ZM145 114V113H144ZM232 114V113H231ZM5 115H6V117H5ZM52 116H55V114L53 113V114H51ZM125 115V116H126ZM166 115V114H165ZM236 115V114H235ZM10 116H13V117H10ZM155 116V115H154ZM211 116V115H210ZM209 116V117H210ZM253 115H251V117H252ZM17 117V118H16ZM88 117H92V118H90L89 120H88ZM94 117V118H93ZM152 117V116H151ZM225 117L226 116H224V119H225ZM13 118V119H12ZM83 118V117H82ZM125 118V117H124ZM142 118H143V116H142ZM164 118V117H163ZM222 118V117H221ZM227 118V117H226ZM238 118H239V116H238ZM253 118H255V117H253ZM140 119V118H139ZM157 119V118H156ZM167 119H169V118H167ZM212 119V118H211ZM234 118H232V120H233ZM235 119H236V116H235ZM248 119H250V118H248ZM39 120V121H38ZM128 120V119H127ZM162 120V119H161ZM207 120V119H206ZM223 120V119H222ZM141 121V120H140ZM149 121V120H148ZM176 121V120H175ZM186 121V120H185ZM221 121V120H220ZM143 122V121H142ZM162 122H164V121H162ZM178 122H180V121H178ZM177 122V123H178ZM213 122V121H212ZM233 122H235V121H233ZM26 123H27V126H26ZM48 123V124H47ZM140 123V122H139ZM144 123V122H143ZM172 123V122H171ZM170 123V124H171ZM175 123V122H174ZM238 123V122H237ZM23 124V125H22ZM25 124V125H24ZM165 124H167V123H165ZM217 124V123H216ZM216 124H214V125H216ZM233 124V123H232ZM236 124V123H235ZM250 124V123H249ZM104 125V124H103ZM176 125V124H175ZM6 126V125H5ZM28 128V131H26L25 133H22V130L23 129H25L26 127ZM140 126V125H139ZM138 126V127H139ZM143 126V125H142ZM178 126V125H177ZM234 126V125H233ZM232 126V127H233ZM248 126V125H247ZM146 127V126H145ZM166 127V126H165ZM5 128V127H4ZM114 128V127H113ZM156 128V127H155ZM167 128V127H166ZM235 128V127H234ZM15 129H16V131H15ZM89 129V128H88ZM91 129V128H90ZM146 129H147V127H146ZM158 129V128H157ZM170 129V128H169ZM244 129H245V127H244ZM244 129L242 128V130L244 131ZM92 130V129H91ZM123 130H121V131H123ZM223 130V129H222ZM233 130V129H232ZM236 130V129H235ZM93 131V130H92ZM107 131V130H106ZM159 131H161V130H159ZM170 131V130H169ZM171 131H172V128H171ZM231 131V130H230ZM89 132V131H88ZM95 132H93V133H95ZM228 132H229V130L227 129V135H228ZM233 132V131H232ZM121 133H123V132H121ZM239 133V132H238ZM119 134H120V132H119ZM241 134V133H240ZM122 135V134H121ZM147 135V136H146ZM152 134H150V136H151ZM168 135V134H167ZM166 135V136H167ZM242 135H243V133H242ZM241 135V136H242ZM98 136V135H97ZM123 136H125L124 134H123ZM116 137V136H115ZM157 137H159V136H157ZM163 137H164V135H163ZM1 138V137H0ZM3 138V137H2ZM0 139V143L1 142H3V143H5V139L6 140H8L7 139V137H5V139ZM78 138V137H77ZM119 138V137H118ZM149 138H151V137H149ZM154 138H155V135H154ZM74 139V140H75ZM83 139V140H84ZM122 139V138H121ZM120 139V140H121ZM145 139V140H144ZM74 140H73V142H74ZM80 140V139H79ZM78 140V141H79ZM82 139L80 140V143H82L81 141H83ZM89 140V139H88ZM99 140V139H98ZM120 140H117V141H120ZM9 141V140H8ZM72 141V140H71ZM77 141V142H78ZM85 141H87V140H85ZM90 141H91V139H90ZM99 141H102V140H99ZM123 141H124V139H123ZM154 141L156 142V141H158V140H156V139H154ZM67 142H68V140H67ZM95 142H98L97 140L95 141ZM103 142H105V141H103ZM114 142V141H113ZM122 142V141H121ZM133 142H135L134 140H133ZM132 142V143H133ZM160 142V141H159ZM10 143L11 142H8L7 144H6V146L7 147H5V148H7V150H2L1 148V150H0V155H1V158H2V156H11L10 154V152L9 151H11V150H15V149H18V151L17 152H15L14 154H12V156H11V158L12 159H10L11 160V162H9L8 160V164L6 163V165H8V166H12V163H14L15 164V166H16V168H14V173L13 172H9V175L7 176V178L5 179V183H3L1 186H0V253L1 252H3V251H5L6 249L8 250L7 251V255H6V257H5V259H4V261H3V259H1L0 260V264H4V262H5V264L7 263V261H8V259L10 258V257H12L13 258V261L14 262H16V260H18L21 264H27L28 262V260H27V255L30 253V247L32 246V244H31V241H29L28 242V240H30L32 237L30 236V231L31 230H29L30 228H29V226H30V221H31V217H32V214H31V211H25V210H22V209H20L19 207H18V204L20 205L21 203L23 204L24 202H26V201H30V200H33L34 198H29L28 199V197H27V193L28 192H34V190H35V186L33 185V183H31V179L37 174V173H40V171H41V169L42 168H44V167H46V166H44V164L41 166H38V164L37 163H34V162H32L33 161V159L31 160V161H29V158H26V154H27V151L29 150V148H30V146L29 147H26V146H24V145H22V146H19V145H17V146H12V145H10ZM31 143V142H30ZM58 143V142H57ZM61 143V142H60ZM79 143V144H80ZM86 143V142H85ZM92 143H93V141H92ZM99 143V142H98ZM111 143V142H110ZM123 143V142H122ZM122 143H120V145L122 144ZM157 143V142H156ZM164 143V142H163ZM13 144V143H12ZM21 144H22V142H21ZM34 144V143H33ZM87 144H89V143H87ZM93 144H95V143H93ZM101 144V143H100ZM103 144V143H102ZM105 144V143H104ZM165 144V143H164ZM36 145V144H35ZM35 145H33L32 147L34 148V146ZM39 145V144H38ZM125 145V144H124ZM154 145V144H153ZM4 146H5V144H4ZM3 146V147H4ZM24 146V147H23ZM37 146V145H36ZM35 146V147H36ZM53 146V145H52ZM60 146V145H59ZM62 146V145H61ZM69 146V145H68ZM75 146V145H74ZM158 146V145H157ZM93 147V146H92ZM108 147V146H107ZM156 147V146H155ZM164 147V146H163ZM56 148V147H55ZM64 148V147H63ZM77 148V147H76ZM88 148V147H87ZM104 148V147H103ZM109 148V147H108ZM139 148H141L140 146H139ZM156 148H158V147H156ZM180 148V147H179ZM52 149V148H51ZM57 149V148H56ZM93 149V148H92ZM121 149H123V147L121 148ZM125 149V148H124ZM104 150H105V148H104ZM184 150V149H183ZM182 150V151H183ZM44 151V150H43ZM48 151H50V149H48ZM52 151V150H51ZM86 151V150H85ZM100 152H101V150H99ZM12 152V151H11ZM45 152H46V150H45ZM53 152H55L54 150H53ZM61 152V151H60ZM98 152V151H97ZM99 153V152H98ZM134 153V152H133ZM178 153V152H177ZM180 153H181V151H180ZM50 154V153H49ZM59 154V153H58ZM102 154V153H101ZM182 154H184V153H182ZM181 154V155H182ZM186 154V153H185ZM132 155V154H131ZM37 156V155H36ZM130 156V155H129ZM139 156V155H138ZM151 157V159H148V157ZM45 157V156H44ZM53 158H54V156H52ZM57 157H59V156H57ZM57 157H55V158H57ZM149 157V158H150ZM51 158V157H50ZM92 158H94V157H92ZM100 158V157H99ZM58 159V158H57ZM95 159H96V157H95ZM94 159V160H95ZM128 159V158H127ZM139 159V158H138ZM6 160V159H5ZM55 160V159H54ZM99 160V159H98ZM101 160H103V158L102 159H100V161ZM99 161V163L101 164V162ZM116 161V160H115ZM178 161V160H177ZM37 162V161H36ZM89 162V161H88ZM94 162V161H93ZM92 162V163H93ZM96 163L98 162V161H95ZM1 163V162H0ZM61 163V162H60ZM134 163V162H133ZM132 163V164H133ZM164 163H162V164H164ZM47 164H49V163H47ZM55 164V163H54ZM59 164V163H58ZM100 164H98V165H100ZM118 164V163H117ZM124 164V163H123ZM125 164H127V163H125ZM138 164V163H137ZM143 164H145V163H143ZM147 164V165H148ZM178 165H179V163H177ZM61 165V164H60ZM97 165V164H96ZM106 165V164H105ZM109 165V164H108ZM2 166H4V165H2ZM14 166V167H15ZM44 166V167H43ZM94 166H95V164H94ZM102 166V165H101ZM162 166V165H161ZM106 167V166H105ZM109 167V166H108ZM135 167V166H134ZM168 167V166H167ZM61 169L63 168V167H60ZM95 168V167H94ZM93 168V169H94ZM96 168H97V166H96ZM102 168H104V167H102ZM152 168V167H151ZM160 168V167H159ZM49 169V168H48ZM105 169H107V168H105ZM167 169V168H166ZM170 171H171V169L170 168H168ZM17 170V171H16ZM67 170V169H66ZM103 170V169H102ZM111 170V169H110ZM109 170V171H110ZM141 170V169H140ZM139 170V171H140ZM143 170V169H142ZM174 170H175V167H174ZM16 171V172H15ZM69 171V170H68ZM67 171V172H68ZM96 171V170H95ZM94 171V172H95ZM105 171V170H104ZM122 171V170H121ZM137 171V170H136ZM147 171V170H146ZM151 171V170H150ZM165 171V170H164ZM98 172V171H97ZM102 172V171H101ZM100 172V173H101ZM106 172V171H105ZM112 172V171H111ZM143 172V171H142ZM160 172V171H159ZM161 172H163V171H161ZM169 172V171H168ZM33 173V174H32ZM51 173V172H50ZM58 173V172H57ZM66 173V172H65ZM106 173H108V172H106ZM116 173H118V172H116ZM148 173L149 174H151L149 171H148ZM154 173V172H153ZM49 174V173H48ZM52 174V173H51ZM54 174H56V173H54ZM105 174V173H104ZM110 174V173H109ZM165 174V173H164ZM21 175H22V177H21ZM46 175V174H45ZM50 175V174H49ZM60 174H58V176H59ZM63 175V174H62ZM75 175V174H74ZM111 175V174H110ZM109 175V176H110ZM114 175V174H113ZM134 175V174H133ZM54 176V175H53ZM112 176V175H111ZM150 176V175H149ZM154 176H156L155 174H154ZM114 177H116V175H114L113 176V178ZM71 178V177H70ZM112 178V179H113ZM139 178V177H138ZM12 179L14 180V181H12ZM64 179V178H63ZM96 179V178H95ZM95 179H94V181H95ZM110 179V178H109ZM108 179V180H109ZM115 179V178H114ZM113 179V180H114ZM70 180V179H69ZM69 180H67V182L69 181ZM90 180V179H89ZM92 180V179H91ZM103 180H104V178H103ZM106 180V179H105ZM113 180H112V182H113ZM143 180V179H142ZM190 180V179H189ZM193 180H195V179H193ZM12 181V182H11ZM47 181V180H46ZM73 181V180H72ZM107 181V180H106ZM119 181V180H118ZM183 181V180H182ZM191 181V180H190ZM190 181H187V182H184V183H188V182H190ZM64 182V181H63ZM110 183H111V179H110V181H109ZM169 182V181H168ZM49 183V182H48ZM57 183V182H56ZM55 183V184H56ZM71 183V182H70ZM87 183V182H86ZM120 183V182H119ZM118 182H117V184H119ZM178 183V182H177ZM179 183H180V181H179ZM179 183H178V185L176 186V188L177 187H179ZM183 183V184H184ZM190 183H192V181L190 182ZM198 183V182H197ZM36 184V183H35ZM50 184V183H49ZM53 184V183H52ZM69 184V183H68ZM73 184V183H72ZM120 184H122V183H120ZM120 184H119V186H120ZM198 184H200V183H198ZM70 185V184H69ZM79 185V184H78ZM180 187H182V184L180 183ZM190 185V184H189ZM192 185H193V183H192ZM196 185V184H195ZM59 185H55V187L53 188L54 190V194H53V197L55 198V199H53V200H51L50 201V197L52 196V194H51V196L49 197L48 196V193L47 194H44L43 192H42V195H40V199H37V201L39 200V203H37L38 205H37V207H42V204L43 205H45V208L47 209V213H46V215H44L43 216V218H45L46 220L47 219H51L52 218V220H55V221H59L60 220V218H61V216H62V214H60V211L62 210H60V208H61V206H62V204L65 202V198H67V196H68V194H64L65 192H67L68 190V188H66V189H64V188H60V187H58ZM76 186V185H75ZM112 186V185H111ZM116 186V185H115ZM115 186H113V187H115ZM174 187H175V184L173 185ZM188 186V185H187ZM199 186V185H198ZM201 186V185H200ZM71 187V186H70ZM123 187V186H122ZM122 187H121V189H122ZM169 187V186H168ZM167 187V190L170 188H168ZM174 187L172 188V189H174ZM179 187V188H180ZM195 187V186H194ZM193 187V188H194ZM38 188V187H37ZM76 188V187H75ZM120 188V187H119ZM119 188H118V190H119ZM184 188H185V186H184ZM190 188V187H189ZM199 188V187H198ZM77 189V188H76ZM126 189V188H125ZM195 189V188H194ZM200 189V188H199ZM71 190V189H70ZM117 190V189H116ZM129 190V189H128ZM177 190H179V189H177ZM36 192H37V190H35ZM38 191L39 192H41L40 190H39V188H38ZM115 191V190H114ZM120 191V190H119ZM126 191V190H125ZM124 190H123V192H124V194H126V196L127 197H131V196H134L135 195V193L134 192H125ZM132 191V190H131ZM140 191H143V188H142V190H140ZM156 191V190H155ZM170 191V190H169ZM173 191V190H172ZM171 191V192H172ZM180 191V190H179ZM182 191V190H181ZM71 193H72V191H70ZM80 192V191H79ZM121 192H122V190H121ZM139 192V191H138ZM146 192V191H145ZM156 192H158V191H156ZM168 192V191H167ZM74 193V192H73ZM116 193V192H115ZM117 193H119L118 191H117ZM176 193H177V191H176ZM70 194V193H69ZM119 194H121V193H119ZM134 194V195H133ZM144 194V193H143ZM161 194H163V193H161ZM169 193H167V195H168ZM173 194V193H172ZM178 194V193H177ZM29 195V194H28ZM50 195V194H49ZM108 195V194H107ZM114 195V194H113ZM122 195H123V193H122ZM122 195H121V197H122ZM146 195V194H145ZM36 196V195H35ZM78 196V195H77ZM76 196V197H77ZM117 196V195H116ZM115 196V197H116ZM147 196V195H146ZM156 198H157V193H156ZM155 196H153V197H155ZM175 196V195H174ZM52 197V198H53ZM108 197V196H107ZM125 197V196H124ZM136 197V196H135ZM138 197H140V196H138ZM164 197V196H163ZM162 197V198H163ZM73 198V197H72ZM106 198V197H105ZM123 198V197H122ZM121 198V199H122ZM128 198V199H129ZM152 198V197H151ZM164 198H167V197H164ZM164 198H163V200H164ZM211 198V197H210ZM75 199V198H74ZM104 199V198H103ZM108 199V198H107ZM112 199V198H111ZM126 199V198H125ZM124 199V200H125ZM127 199V200H128ZM133 199H135V198H133ZM77 200V199H76ZM74 201V202H77V201ZM136 200V199H135ZM103 201V200H102ZM109 201H110V199H109ZM121 201V200H120ZM130 201V200H129ZM164 201H166V200H164ZM74 202H73V205H74ZM97 202V201H96ZM107 202V201H106ZM112 202V201H111ZM117 202V201H116ZM126 202V201H125ZM128 202V201H127ZM169 202V201H168ZM197 203H198V201H196ZM31 203V202H30ZM108 203V202H107ZM107 203H104V204H107ZM122 203H123V201H122ZM128 203H130V202H128ZM136 203H137V201H136ZM139 203L141 204V202L139 201ZM167 203V202H166ZM246 203V202H245ZM25 204L26 203H24V206H25ZM29 204V203H28ZM36 204V203H35ZM110 204V203H109ZM117 204H118V202H117ZM140 204H138V205H140ZM155 204V203H154ZM157 204H158V202H157ZM27 205V204H26ZM97 205V204H96ZM119 205V204H118ZM120 205H121V203H120ZM130 205V204H129ZM152 205V204H151ZM159 205V204H158ZM203 205V204H202ZM21 206V205H20ZM32 206H34V205H32ZM123 206H127V205H123ZM148 206H150V205H148ZM156 206V205H155ZM197 206V205H196ZM201 206V205H200ZM242 206V205H241ZM29 207V206H28ZM93 207V206H92ZM122 207V206H121ZM130 207V206H129ZM128 207V208H129ZM141 207H143L142 206V204H141ZM195 207V206H194ZM39 208V209H40ZM43 208V207H42ZM136 208H138V206L136 207ZM193 208V207H192ZM196 208V210H197V207H195ZM34 209H35V207H34ZM38 209V208H37ZM45 209V210H46ZM77 209V208H76ZM75 209V210H76ZM124 209V208H123ZM122 209V210H123ZM132 209V208H131ZM130 209V210H131ZM139 209V208H138ZM141 209V208H140ZM144 209V208H143ZM142 209V210H143ZM194 209V208H193ZM203 209V208H202ZM202 209H198L199 211H198V213L200 214V213H202L203 212V210ZM32 210V209H31ZM45 210H43V211H45ZM70 210V209H69ZM127 210V209H126ZM207 210V209H206ZM41 211V210H40ZM71 211V210H70ZM78 211V210H77ZM192 211V210H191ZM195 211V210H194ZM208 211V210H207ZM207 211H206V213H207ZM62 212V211H61ZM63 212H65V209H64V211ZM130 212V211H129ZM128 212V213H129ZM242 212V211H241ZM69 213V212H68ZM67 212L66 213H63V214H67V217L69 218L68 220L70 221L71 220V223H73V221H72V219H73V216L71 215V214H73V213H70V214H68ZM76 213V212H75ZM124 213H125V210H124ZM131 213V212H130ZM191 213V212H190ZM192 213H193V211H192ZM205 213V212H204ZM38 214V213H37ZM45 214V213H44ZM77 214V213H76ZM122 214L123 213H121V216H122ZM132 214V213H131ZM193 214H195V213H193ZM39 215H40V212H39ZM43 215V214H42ZM61 215V216H60ZM81 215V214H80ZM79 215V216H80ZM127 215H129V214H127ZM127 215H126V217H127ZM133 215V214H132ZM141 215V214H140ZM208 215V214H207ZM130 216V215H129ZM143 215H141V217H142ZM149 216V215H148ZM35 217V216H34ZM63 217V216H62ZM185 217H186V215H185ZM40 218V217H39ZM66 218V217H65ZM132 218V217H131ZM130 218V219H131ZM34 219V218H33ZM80 219V218H79ZM38 220V219H37ZM43 220V219H42ZM67 220V219H66ZM84 220V219H83ZM86 220V219H85ZM132 220V219H131ZM141 220H142V218H141ZM146 220V219H145ZM186 220H189V219H186ZM194 220V219H193ZM39 221V220H38ZM44 221V220H43ZM62 221V220H61ZM63 221H65V220H63ZM134 221V220H133ZM196 221V220H195ZM36 222V221H35ZM42 222V221H41ZM128 222H129V220H128ZM135 222V221H134ZM137 222V221H136ZM192 222V221H191ZM65 223V222H64ZM70 223V222H69ZM76 223V222H75ZM85 223V222H84ZM138 223V222H137ZM141 223V222H140ZM139 223V224H140ZM32 224V223H31ZM38 224V223H37ZM42 224V223H41ZM43 224H45V223H43ZM77 224V223H76ZM145 224V223H144ZM148 224V223H147ZM151 224V223H150ZM173 224H175V223H173ZM172 224V225H173ZM186 224H187V222H186ZM40 225V224H39ZM51 225V224H50ZM53 225H55V224H53ZM85 225H86V223H85ZM129 225V224H128ZM137 225V224H136ZM142 224H140V226H141ZM154 225V224H153ZM41 226V225H40ZM44 226V225H43ZM57 226V225H56ZM58 226H60V223H59V225ZM62 226V225H61ZM63 226H65V225H63ZM75 226V225H74ZM77 226V225H76ZM132 226H133V223H132ZM190 226V225H189ZM69 227V226H68ZM84 227V226H83ZM82 227V228H83ZM87 227V226H86ZM85 227V228H86ZM137 227V226H136ZM45 228V227H44ZM64 228H66V227H64ZM126 228H128V227H126ZM36 229H39V228H37L36 227ZM69 229V228H68ZM84 229V228H83ZM87 229V228H86ZM85 229V230H86ZM131 229V228H130ZM41 230V229H40ZM44 230V229H43ZM88 230V229H87ZM148 230V229H147ZM146 230V231H147ZM36 231V230H35ZM45 231V233L44 234H50V233H48L47 231L48 230H44ZM65 231V230H64ZM63 231V232H64ZM71 231V230H70ZM92 231V230H91ZM91 231H85L83 234H84V236H82L81 234V237H74V238H72V240H73V242L71 243L72 245H76V244H81V247L83 246V243L84 244H90V245H93V246H91V247H93V251H94V249L95 250H97V248H103V247H106V246H103V244H101L102 246H99V245H94V243H93V241L95 240V238H97V236H98V234L96 235V233H94V230H93V232H91ZM150 231V230H149ZM34 232V231H33ZM37 232V231H36ZM36 232H34V233H36ZM40 231H38V233H39ZM59 232V231H58ZM78 232V231H77ZM32 233V232H31ZM67 233V232H66ZM71 233H73L72 231H71ZM52 234V233H51ZM57 235H59V234H57ZM163 235V234H162ZM52 236V235H51ZM54 236H56V235H54ZM64 236V235H63ZM65 236H67V234H65ZM70 236H72V234L70 235ZM103 236V235H102ZM154 236V235H153ZM58 237V236H57ZM156 237V236H155ZM154 237V238H155ZM160 237V236H159ZM9 238V239H8ZM41 238H43V237H41ZM45 238V237H44ZM48 239H49V237H47ZM99 238V237H98ZM163 238V237H162ZM6 239H8L7 241H6ZM46 239V238H45ZM63 239H67L66 237L64 238L63 237ZM102 239V238H101ZM4 240L6 241L5 243H7V244H4ZM32 240H35V239H32ZM55 240H58V238L57 239H55ZM61 240V239H60ZM72 240H70V241H72ZM104 240V239H103ZM169 240V239H168ZM64 241V240H63ZM69 241V242H70ZM19 242V243H18ZM34 242V241H33ZM107 242H109V241H107ZM48 243V242H47ZM54 243V242H53ZM52 243V244H53ZM62 244H63V242H61ZM64 243H66V242H64ZM93 243V244H92ZM164 243V242H163ZM39 244H41V242L39 243ZM46 244V243H45ZM57 244V243H56ZM27 245H29V247H27ZM42 245V244H41ZM67 245V244H66ZM106 245V244H105ZM108 245V244H107ZM34 246V245H33ZM32 246V247H33ZM37 246H39V245H37ZM46 246H48V245H46ZM51 246V245H50ZM57 246V245H56ZM86 246V245H85ZM27 247V254H26V256H24V249ZM31 247V248H32ZM45 247V246H44ZM64 247V246H63ZM62 247V248H63ZM71 247V246H70ZM9 248V249H8ZM42 248V247H41ZM87 248V247H86ZM109 248V247H108ZM111 248H112V246H111ZM110 248V249H111ZM52 249V248H51ZM56 249V248H55ZM109 249V250H110ZM31 250H33V249H31ZM63 250V249H62ZM90 250V249H89ZM109 250H108V252H109ZM114 250V249H113ZM112 250V251H113ZM45 251H46V248H45ZM54 251V250H53ZM61 251V250H60ZM51 252V251H50ZM57 252V251H56ZM74 252V251H73ZM89 252V251H88ZM116 252H118V249H117V251ZM34 253V252H33ZM52 253V252H51ZM65 253V252H64ZM97 253V252H96ZM102 253V252H101ZM109 253H111V252H109ZM40 254V253H39ZM49 254V253H48ZM54 254V253H53ZM86 254V253H85ZM108 254V253H107ZM111 254H113V253H111ZM82 255H83V253H82ZM94 255V254H93ZM32 256V255H31ZM30 256V257H31ZM34 256V255H33ZM55 256H57V255H55ZM54 256V257H55ZM62 256V255H61ZM95 256V255H94ZM106 256V255H105ZM35 257V256H34ZM264 257V256H263ZM263 257H261V258H263ZM3 258V257H2ZM49 258V257H48ZM51 258H53V257H51ZM58 258V257H57ZM89 258V257H88ZM94 258V257H93ZM107 258V257H106ZM85 259V258H84ZM83 259V260H84ZM95 259V258H94ZM112 259V258H111ZM33 260V257L30 259V261H29V263L31 262ZM54 260V259H53ZM261 260V259H260ZM45 261V262H44ZM47 261V259H44L43 260V263L42 264H50V262H46ZM49 261V260H48ZM97 261V260H96ZM101 261V260H100ZM99 261V262H100ZM102 261H104L103 259H102ZM55 262V261H54ZM86 262V261H85ZM90 262V261H89ZM106 263V262H105ZM108 263V262H107ZM110 263V262H109ZM99 264H102V263H99Z\"/></svg>",
	"mask_w": 264,
	"mask_h": 264
}]
</instances>
